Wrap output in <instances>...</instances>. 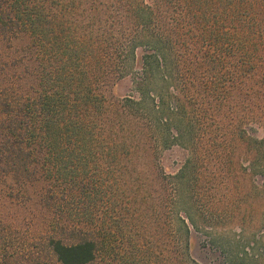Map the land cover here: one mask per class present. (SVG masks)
Returning <instances> with one entry per match:
<instances>
[{
	"label": "trees",
	"instance_id": "1",
	"mask_svg": "<svg viewBox=\"0 0 264 264\" xmlns=\"http://www.w3.org/2000/svg\"><path fill=\"white\" fill-rule=\"evenodd\" d=\"M127 76L133 94L111 111L104 90ZM209 119L222 157L238 138L253 158L250 215L220 255L264 264V0H0V184L40 174L75 198V240L48 241L61 264H93L119 233L123 160L189 142ZM179 209L170 264H200Z\"/></svg>",
	"mask_w": 264,
	"mask_h": 264
},
{
	"label": "rangeland",
	"instance_id": "2",
	"mask_svg": "<svg viewBox=\"0 0 264 264\" xmlns=\"http://www.w3.org/2000/svg\"><path fill=\"white\" fill-rule=\"evenodd\" d=\"M104 93L108 108L115 111L132 96V78L118 80L115 88ZM200 116L204 119V112ZM205 124L207 127L202 123L189 142H174L165 150L154 144V150H161L122 161L127 175L119 205H123L124 215H119L112 229L119 233L109 236L106 249L93 264H170L175 234L186 237L175 222L179 208L182 218L190 214L196 223L195 228L186 220L191 233L190 255L200 264H227L220 252L229 251L225 244L239 235V227L252 208L254 177L248 169L253 158L247 142L242 144L238 138L235 151L222 157V143L211 138L219 131L216 123L209 119ZM189 161L192 165L183 173ZM16 178L12 174L6 184H0V244L6 246L0 264H61L48 241L52 237L75 240V232L71 235L67 229L75 222V198L65 193L52 196L51 186L43 183L40 174L25 179V185L15 184ZM131 178L138 180L125 181ZM180 182L183 186L178 196ZM12 185L14 191L8 189ZM177 196L179 208L174 207ZM116 225L122 226L123 232L117 231ZM3 229L9 233L4 234ZM225 232L226 238L222 236ZM215 234L220 240L214 243Z\"/></svg>",
	"mask_w": 264,
	"mask_h": 264
}]
</instances>
